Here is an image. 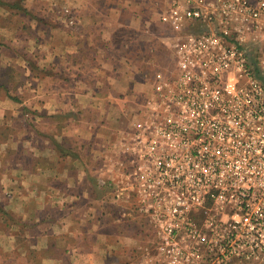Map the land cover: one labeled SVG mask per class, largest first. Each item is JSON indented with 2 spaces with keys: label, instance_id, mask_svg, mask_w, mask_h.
Wrapping results in <instances>:
<instances>
[{
  "label": "built area",
  "instance_id": "2783aa9c",
  "mask_svg": "<svg viewBox=\"0 0 264 264\" xmlns=\"http://www.w3.org/2000/svg\"><path fill=\"white\" fill-rule=\"evenodd\" d=\"M170 67L122 138L115 192L155 264H264V0H171Z\"/></svg>",
  "mask_w": 264,
  "mask_h": 264
},
{
  "label": "crops",
  "instance_id": "0c3cea01",
  "mask_svg": "<svg viewBox=\"0 0 264 264\" xmlns=\"http://www.w3.org/2000/svg\"><path fill=\"white\" fill-rule=\"evenodd\" d=\"M17 1L25 9L23 16L31 10L38 11L39 4L46 5L45 0ZM68 2L82 15L83 28L75 32L73 37L63 35L59 27L53 30L54 33L57 30L59 32L60 40L63 41L61 48L57 51L50 46L41 61L48 60L50 63L58 58L59 62L53 64L58 68L61 91L54 101L61 104L59 108L67 109L62 114L69 113L72 116H60L62 125L59 121L56 123V132L63 127L58 142L54 140L53 143L48 134L37 137L41 142H35L31 133L26 132L21 136V143L22 140L26 142L18 148L21 150L16 148L17 145L12 146L11 140L0 147V154L3 151H17L32 159L29 163L20 160L0 161V186L4 185L0 191V203L7 216L9 214L14 220V223L9 222L10 226L0 221V264H18L19 261L22 264H99L97 249L115 248V242L110 247L108 240L102 244L100 239L103 221L107 231H117L114 221L108 217L109 213L100 207L95 187L98 169L104 164V169L109 168L103 159L105 155L99 156L100 150L95 144L115 135L107 127H99L100 124L95 123L97 116L83 117L80 111L90 109L91 114H94L91 110L93 106L103 102L106 106L109 104L108 109L127 102L126 99L133 102L144 91L143 75L136 71L138 66L129 58H126V63L123 57L126 52L122 48V54L118 55L117 47L123 44L129 50L133 48L131 40L144 34L143 25L147 22L142 18L149 7L144 0ZM10 12L11 18H14L10 23L12 27L9 26L12 31L10 35L16 38V23L23 22V16L17 15L15 10ZM38 21L46 23L41 18ZM1 31L0 38L3 35ZM22 56L13 44L10 49L1 48L0 66L15 67ZM25 64L19 70L21 82L33 80L37 70L36 66ZM47 66L51 71V63ZM49 79L48 87L53 85V80ZM5 81L13 89L23 85H15L11 78H5ZM121 117L105 116L101 121L113 125L115 119ZM63 139L73 143L74 149L61 145ZM50 209L59 215L56 223L49 219ZM87 236L88 241L85 242ZM124 248L123 245L122 250ZM35 250L48 257L40 261L29 257L28 254ZM72 250L74 252L71 254ZM131 255L132 252L127 253L123 264H135ZM137 263L144 264L143 257Z\"/></svg>",
  "mask_w": 264,
  "mask_h": 264
},
{
  "label": "rangeland",
  "instance_id": "374dc122",
  "mask_svg": "<svg viewBox=\"0 0 264 264\" xmlns=\"http://www.w3.org/2000/svg\"><path fill=\"white\" fill-rule=\"evenodd\" d=\"M144 1L149 7H146L147 9L143 13L142 18L147 22V24L143 25L142 31H144V34L134 37L133 41L131 40L130 43L133 45L131 50L123 44H118L117 47L118 55L122 54V48L126 52L123 55L126 63L129 58L133 64L138 66L136 71L138 74L143 75L144 91L133 102L126 99L127 102L111 106L109 109V104L106 106L103 102L97 106H93L94 108L91 110H93L94 114H91L90 109H82L80 111L83 112L81 113L83 117L97 116L98 120L95 123L100 124L99 127H107L109 132L115 135L113 138L103 139V141H97L95 144V147L100 150L99 156L105 155L103 159L109 164V168L105 167L104 169V164L102 168L98 169L99 173L95 179L97 199L101 202L100 207L109 213L108 217L114 221L113 223L116 227H114L115 225L113 227L117 231H107L105 221L101 223L103 226L102 236L100 237L102 244H105L106 240H108L107 242L111 247L112 243L115 242V248L106 249V247H103L97 249L99 264H123L128 252H132L130 258H132L135 264H138L137 261H140L141 257H143L144 264H155L152 248L147 243L149 241L148 229L142 225L141 218L132 211L134 205L131 202H124L127 191L124 192V189L118 190V193H120L119 199L114 200L115 192L102 190L99 185L100 180L107 182V180L112 178L114 182H118L121 187L123 186L122 178L124 170L120 166L122 160V138L139 123L144 96L149 92L150 81L156 71L166 69L171 65L170 54L168 52V44L170 42L168 39L169 30L159 22L161 15L166 13L171 0ZM44 2H46V5L39 4L38 11L34 12L31 10L26 16H23L22 13L23 11L25 12V9H23L17 0H3L0 2V30H3V32L1 31L3 35L0 38V49H10V45L13 44L14 48H18L23 55L15 67L0 66V147L4 144H9L11 140L12 146L17 145L16 148L18 149L24 142L22 140L21 143V136L26 134V132L31 133L32 139L35 142H41V139L37 137H42L43 134H48L52 138L53 143L54 140L58 142L59 135L62 136L63 127L56 132V123H61L60 116H72L69 113L62 114L67 109L59 108L61 104L54 101L61 91L58 83L61 80L58 78V68L53 64L54 62H59L57 61L58 58L50 62L53 66L50 71L47 69V65L50 64L48 63L49 61L44 60L43 62L41 61V57L48 51L47 49L50 46L57 51L61 48V42L63 41L60 40L58 30L55 33L52 32L53 30L59 27L63 30V35L71 37H73L75 32L77 33L82 30V15L70 5L68 0L61 2L45 0ZM10 3L14 4V6L12 7ZM11 10H15L17 11V15L23 16V22L16 23V38L10 35L12 31L9 30V26L12 27L10 23L14 19L11 18ZM40 18L46 23H40L38 21ZM37 54L40 56L39 58ZM116 58L118 59L117 56ZM37 61L38 63L35 64ZM23 64L36 66L37 70L34 72L33 80L28 82L20 81L21 75L19 74V70ZM5 78L13 79L14 84L17 86H20L22 83L23 85L19 89L10 88ZM49 78L53 80V85L50 87L47 86ZM52 95H55V97H52ZM105 116L122 117L116 118V122L111 125L110 122L101 121ZM16 140L18 142L15 144ZM52 145L50 144V146ZM61 145L69 147L70 150L74 149L73 143H70L68 140H61ZM102 151H105V153L103 154ZM9 160L32 162V159L25 153L22 155L17 151L14 153L3 151L0 154V161L4 163ZM3 186H0V191L3 190ZM3 196L5 197L4 194ZM49 216L52 223H56L59 215L50 209ZM0 221L7 226L11 225L9 222L14 223L9 214L7 216L1 203ZM87 241L88 236L85 238V242ZM123 245L125 248L122 250ZM34 252H30L28 256L39 259V261L42 258L46 259L48 257V255H43L37 250ZM73 252L74 250H72L71 254ZM18 264L22 263L19 261Z\"/></svg>",
  "mask_w": 264,
  "mask_h": 264
}]
</instances>
